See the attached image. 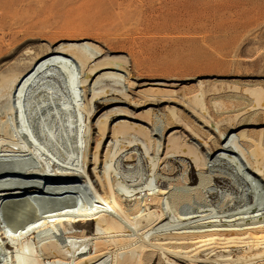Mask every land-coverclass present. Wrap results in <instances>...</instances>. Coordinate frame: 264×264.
I'll return each instance as SVG.
<instances>
[{
    "label": "bare ground",
    "instance_id": "6f19581e",
    "mask_svg": "<svg viewBox=\"0 0 264 264\" xmlns=\"http://www.w3.org/2000/svg\"><path fill=\"white\" fill-rule=\"evenodd\" d=\"M97 43L47 41L0 61V165L14 166L0 177L23 179L1 181L0 202L39 192L41 182L59 191L75 181L94 202L79 198L80 207L61 203L18 229L0 226V264H264L260 145L220 129L201 79L189 95L157 80L139 87L129 56ZM173 92L204 137L183 126L174 105L162 106Z\"/></svg>",
    "mask_w": 264,
    "mask_h": 264
},
{
    "label": "rangeland",
    "instance_id": "374dc122",
    "mask_svg": "<svg viewBox=\"0 0 264 264\" xmlns=\"http://www.w3.org/2000/svg\"><path fill=\"white\" fill-rule=\"evenodd\" d=\"M65 38H87L104 50L128 55L127 70L139 87L157 80L181 89L176 90L177 96L189 95V85L201 79L211 118L221 122V130L243 132L260 145L263 151L257 148V152L264 157V0H0L1 63L23 59L26 49L36 50L47 41ZM254 87L261 96L250 91ZM176 94L162 106L174 105L183 126L204 137V129L194 124ZM211 97L223 102L221 109L211 106ZM125 108L137 109L136 113L142 110ZM175 125L173 129L185 137L182 125ZM9 164L0 168L12 169ZM219 169L234 172L227 166ZM20 179L9 175L0 177V183L4 180L15 186ZM49 184L41 182L39 192L22 193L16 200H2L0 226L18 229L26 219L44 216L61 203L74 200L78 207L79 198L94 203L90 189L78 190L79 181L74 182V189L59 191L50 190ZM257 201L264 208L263 198Z\"/></svg>",
    "mask_w": 264,
    "mask_h": 264
}]
</instances>
